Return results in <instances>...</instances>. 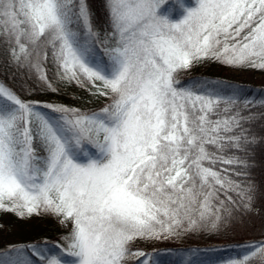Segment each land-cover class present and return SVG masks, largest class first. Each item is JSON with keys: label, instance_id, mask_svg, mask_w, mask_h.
<instances>
[{"label": "snow or ice", "instance_id": "6c2138e0", "mask_svg": "<svg viewBox=\"0 0 264 264\" xmlns=\"http://www.w3.org/2000/svg\"><path fill=\"white\" fill-rule=\"evenodd\" d=\"M164 3L104 0L101 40L89 0H0V41L18 69L57 92L50 60L59 82L107 100L27 101L0 82V211L68 229L66 247L8 245L0 264H204L199 248L165 262L131 245L216 235L251 212L264 144L251 127L264 113L252 109L264 99L178 73L205 62L264 70V0H196L176 22L157 14ZM83 143L96 149L86 164L71 155ZM227 264H264V239Z\"/></svg>", "mask_w": 264, "mask_h": 264}, {"label": "trees", "instance_id": "16d2710c", "mask_svg": "<svg viewBox=\"0 0 264 264\" xmlns=\"http://www.w3.org/2000/svg\"><path fill=\"white\" fill-rule=\"evenodd\" d=\"M89 4L93 13L94 27L100 32L101 40H103L105 31H111L107 22L108 17L104 0H89ZM195 6L196 0H165V3L157 9V14L176 22L186 14V9ZM97 52H101L99 47ZM206 63L208 66H217L222 69L232 68L215 62ZM199 66L200 64L189 71L179 72L178 79L185 85L198 79L223 81L225 84H231L232 86L239 85L241 94L246 95L249 99L257 101L264 99V85L228 79L205 69L200 70ZM46 68L48 78L57 87V92L46 90L40 82L30 78L26 70L18 69L11 61L7 45L0 41V82L12 89L22 99L34 101L36 98H47V102H55L82 110L99 109L107 103L106 98L91 95L85 88L78 87L75 84L69 85L59 82L56 77V69L50 60L46 64ZM243 69L264 73V70ZM41 109L45 112L49 111L46 108ZM252 111L264 113V108L257 107ZM251 127L257 135H264V116L257 119ZM85 152L88 155H85ZM41 154L43 155L42 152ZM71 155L75 162L83 164L88 162L89 156L96 158V149L90 144L83 143L80 149H72ZM252 160L254 161V167L251 169L250 175L256 185V199L251 212L238 213L236 219L226 228H222L216 235H196L183 240L161 242L137 240L131 247L133 249H144L145 251L158 250L157 257L165 262L172 261L174 258L176 260L182 259V257L176 256V250L190 248L201 250L199 256L194 259H199L204 264H220L224 258H242L248 242L264 239V144L255 148ZM70 227L69 224L68 228ZM67 230L51 215H33L30 218L21 219L14 213L0 211V251L5 250L8 245L39 243L43 246L44 242H47L49 247L53 243L62 244L66 247L64 241L61 240V236ZM34 259L39 264L38 258L34 257ZM65 259L69 258L65 257ZM188 264H191V261H188Z\"/></svg>", "mask_w": 264, "mask_h": 264}, {"label": "rangeland", "instance_id": "374dc122", "mask_svg": "<svg viewBox=\"0 0 264 264\" xmlns=\"http://www.w3.org/2000/svg\"><path fill=\"white\" fill-rule=\"evenodd\" d=\"M199 69L200 70L205 69L213 73L219 74L225 78L232 79V80L239 81V82H247V83H255L257 85H264V73L255 72L253 70H244V69H236V68L222 69L217 66H208L206 62L200 64ZM34 101H39V102L44 103V102H47L48 100L47 98H44V99L36 98L34 99ZM83 164H86V163H83ZM61 226L64 227L63 225ZM229 259L230 258H224V260L221 261L220 264H227V261Z\"/></svg>", "mask_w": 264, "mask_h": 264}]
</instances>
